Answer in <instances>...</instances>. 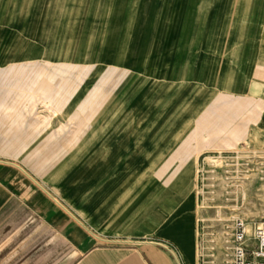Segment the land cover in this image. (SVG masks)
I'll return each instance as SVG.
<instances>
[{
  "label": "crops",
  "instance_id": "0c3cea01",
  "mask_svg": "<svg viewBox=\"0 0 264 264\" xmlns=\"http://www.w3.org/2000/svg\"><path fill=\"white\" fill-rule=\"evenodd\" d=\"M263 6L0 0V70L16 66L23 81L39 72L36 85L60 87L73 86L76 72L82 91L80 126L20 130L64 134L54 150L78 151L54 180L0 154V264H214L201 254V220L181 171L249 137L264 147V15L248 10ZM93 150L116 156L93 160Z\"/></svg>",
  "mask_w": 264,
  "mask_h": 264
},
{
  "label": "rangeland",
  "instance_id": "374dc122",
  "mask_svg": "<svg viewBox=\"0 0 264 264\" xmlns=\"http://www.w3.org/2000/svg\"><path fill=\"white\" fill-rule=\"evenodd\" d=\"M248 10L250 14L264 15V6L250 7ZM71 73L74 75V85L60 87L53 84L36 85L40 81L39 72L30 80L23 81L17 79L16 66L0 70V154L24 160L44 180H54L64 168L65 158L75 156L78 151L54 150V147L63 146L66 137L64 134L34 135L20 130H64L66 127L80 126L82 91L80 80L76 81L75 78L77 73ZM252 74L253 71L250 70L249 75ZM95 78V72L90 74V95L96 93V87L93 86ZM23 82L30 85H22ZM261 105L264 103L260 107ZM90 110L94 114L89 119V125L96 126V104H90ZM249 138L248 142L239 145L237 149L210 152L202 159L200 166L184 167L190 172L188 178L182 175L183 169L181 171L182 190L186 194L192 189L191 199L201 220V254L214 264H232V241L238 220H244L249 225L264 221V147L252 143L251 137ZM115 156V151L104 156L103 151L93 150L88 158L112 159ZM134 169L136 168H131ZM180 170L181 167L168 168L167 172L175 175ZM73 172L79 176L81 168L76 167ZM101 173L102 168H93L88 172L90 175ZM152 173L160 174L162 168H154ZM163 185L169 190L174 188V184L170 182Z\"/></svg>",
  "mask_w": 264,
  "mask_h": 264
},
{
  "label": "built area",
  "instance_id": "2783aa9c",
  "mask_svg": "<svg viewBox=\"0 0 264 264\" xmlns=\"http://www.w3.org/2000/svg\"><path fill=\"white\" fill-rule=\"evenodd\" d=\"M232 242V264H264V221L249 225L238 220Z\"/></svg>",
  "mask_w": 264,
  "mask_h": 264
},
{
  "label": "bare ground",
  "instance_id": "6f19581e",
  "mask_svg": "<svg viewBox=\"0 0 264 264\" xmlns=\"http://www.w3.org/2000/svg\"><path fill=\"white\" fill-rule=\"evenodd\" d=\"M211 158H212V157H211ZM219 158H220V157H219ZM215 159H216V158H215ZM215 159H214V160H215ZM217 159H218V158H217ZM211 160H212V159H211ZM213 162H214V161H213Z\"/></svg>",
  "mask_w": 264,
  "mask_h": 264
}]
</instances>
